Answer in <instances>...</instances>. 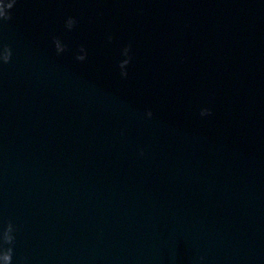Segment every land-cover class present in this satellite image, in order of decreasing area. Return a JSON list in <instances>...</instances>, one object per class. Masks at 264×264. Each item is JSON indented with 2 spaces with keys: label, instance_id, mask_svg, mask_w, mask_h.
<instances>
[{
  "label": "clouds",
  "instance_id": "1",
  "mask_svg": "<svg viewBox=\"0 0 264 264\" xmlns=\"http://www.w3.org/2000/svg\"><path fill=\"white\" fill-rule=\"evenodd\" d=\"M10 18H11V17L9 16V17H7V18H5V19H10ZM9 61H10V60H8L7 62H9ZM7 62H6V63H7ZM206 112H207V115H208V114H209V110L206 109ZM151 115H152V113L149 112V116H151Z\"/></svg>",
  "mask_w": 264,
  "mask_h": 264
}]
</instances>
